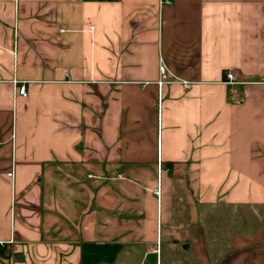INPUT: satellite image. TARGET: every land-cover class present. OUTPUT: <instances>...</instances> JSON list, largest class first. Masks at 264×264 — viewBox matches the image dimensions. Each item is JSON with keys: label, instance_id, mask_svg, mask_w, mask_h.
<instances>
[{"label": "crops", "instance_id": "obj_1", "mask_svg": "<svg viewBox=\"0 0 264 264\" xmlns=\"http://www.w3.org/2000/svg\"><path fill=\"white\" fill-rule=\"evenodd\" d=\"M0 264H264V0H0Z\"/></svg>", "mask_w": 264, "mask_h": 264}, {"label": "built area", "instance_id": "obj_2", "mask_svg": "<svg viewBox=\"0 0 264 264\" xmlns=\"http://www.w3.org/2000/svg\"><path fill=\"white\" fill-rule=\"evenodd\" d=\"M160 71H163V68L160 67ZM158 85L160 86L161 84H163V82L161 80H159ZM183 86H187L188 82L186 81H181ZM222 83L227 87V91L230 97H233V95L236 94L235 89L236 86L241 85L242 82L237 78L235 72L231 69L227 70L224 73V77L222 80ZM17 94L19 96L25 97L26 96V90H25V86L21 83L19 84L18 88H17ZM11 173L8 174V176H10ZM159 192L156 191V194H158Z\"/></svg>", "mask_w": 264, "mask_h": 264}, {"label": "rangeland", "instance_id": "obj_3", "mask_svg": "<svg viewBox=\"0 0 264 264\" xmlns=\"http://www.w3.org/2000/svg\"><path fill=\"white\" fill-rule=\"evenodd\" d=\"M171 203L173 202V201H170ZM174 203V202H173ZM185 244H183V245H180V247L179 246H175V254L176 255H179V254H183V252L181 251V248L184 246Z\"/></svg>", "mask_w": 264, "mask_h": 264}]
</instances>
